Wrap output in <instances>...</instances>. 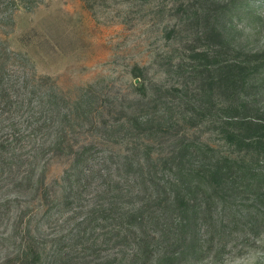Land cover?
<instances>
[{
  "label": "rangeland",
  "instance_id": "1",
  "mask_svg": "<svg viewBox=\"0 0 264 264\" xmlns=\"http://www.w3.org/2000/svg\"><path fill=\"white\" fill-rule=\"evenodd\" d=\"M0 264H264V0H0Z\"/></svg>",
  "mask_w": 264,
  "mask_h": 264
}]
</instances>
